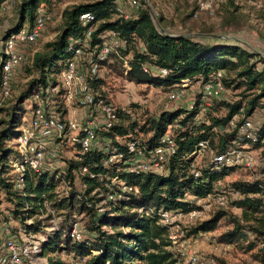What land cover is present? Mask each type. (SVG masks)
Listing matches in <instances>:
<instances>
[{
  "label": "trees",
  "instance_id": "16d2710c",
  "mask_svg": "<svg viewBox=\"0 0 264 264\" xmlns=\"http://www.w3.org/2000/svg\"><path fill=\"white\" fill-rule=\"evenodd\" d=\"M114 1L89 0L63 8L54 38L44 43L41 51L35 52L26 63L38 40L28 49L20 67V71L23 67L26 76H30L23 89L18 91L13 103L8 105L7 100L0 106V193L10 204L7 211L11 218L21 221L24 214L33 215L42 199H46L63 211L65 219L71 215L84 219L80 221L84 231L81 238L69 239L64 229L48 234L41 244V254L46 257L47 264H71L69 255L73 259L86 257L85 264H104L105 261L108 264H170L174 259L167 249V229L159 223L158 209L185 213L196 208L185 197L205 198L237 167H214L211 158L202 167H194L190 154L197 143L206 141L214 155L235 146L260 147L264 158V117L255 129H241L244 120L255 109H263L264 113V58L227 38L189 36L186 33L171 36V27H168L171 22L158 9H153V5H146L144 0H139L141 7L134 16L119 18ZM47 5L50 0H19L16 3L17 19L6 35L23 26L30 28L38 7L51 13L45 7ZM147 6L156 13L154 21ZM83 13L92 16L84 26L79 22ZM86 29H90L92 45L99 40L98 35L106 31L114 32L123 42L119 53L128 60L129 70L125 77L129 81L152 84L167 91L186 76L206 79L219 71L225 92H233V96L210 99L199 115L202 118L199 122L195 117L204 105L199 96H195L194 105L189 110L163 109L158 116L141 124L131 118L129 111L117 108V121L105 132L115 150L124 152L123 142L126 140L152 148L164 133L169 134L175 151L164 163L161 174L124 172L119 169L125 166L121 163L107 167L101 165L104 157L101 153H84L79 161L68 164L69 168L85 165L96 175L87 181L84 195H53L54 182L43 176L16 189L11 182L9 166L14 151L8 141L17 133L15 127L22 112L20 105L46 85L57 82V74L67 56V39L82 36ZM142 65L163 68L166 74L145 73ZM93 85L102 99L110 101L103 78L99 76ZM249 133L253 137L248 136ZM262 171L263 175L258 179L222 185L238 192V197L227 204L240 208L239 216L219 207L209 218L189 227L186 235L212 231L221 219H225L228 229L219 233L217 239L239 248L247 241L245 249L260 245L258 251L264 259V160ZM193 172L197 175L194 176ZM112 177L130 187V191H122L119 183H111ZM94 188H97L96 194L101 195H90ZM106 193L114 194V198L107 199ZM100 201H104L103 209L98 211L96 204ZM25 206L27 211H24ZM6 220V213L0 210V224ZM60 253L67 258L65 261L58 255Z\"/></svg>",
  "mask_w": 264,
  "mask_h": 264
},
{
  "label": "built area",
  "instance_id": "2783aa9c",
  "mask_svg": "<svg viewBox=\"0 0 264 264\" xmlns=\"http://www.w3.org/2000/svg\"><path fill=\"white\" fill-rule=\"evenodd\" d=\"M17 2L19 0H3L0 11L10 3ZM114 3L117 17L122 19L134 16L141 7L139 0H115ZM197 6L198 10H210V3L205 1H198ZM152 15L155 18L156 13L152 11ZM52 16V13L38 7L30 28L23 26L3 38L0 52V106L10 98L28 49L42 36ZM91 19L90 13L79 16L82 26ZM182 33L174 30L169 35ZM97 38L99 40L92 45L90 29H86L80 37H69L66 45L67 56L57 74V82L46 85L32 96L34 104L17 129L13 138L14 152L9 158L14 188L21 189L25 182L35 181L37 177L43 176L54 182L53 195H84L87 181L96 175L85 165H73L70 168L68 165L79 161L84 153H101L104 155L101 165L107 167L121 163L125 166L119 169L124 172L163 173L164 163L175 151V144L168 133H164L159 143L152 148H146L137 141L126 140L123 142L124 152L115 150L109 137L105 135L117 121L118 107L102 99L93 82L100 76L99 71L104 62L111 58L110 55L119 59L124 76L129 67L128 60L119 53L123 42L114 32L106 31ZM142 71L156 76L166 74L165 69L155 66L142 65ZM220 77L219 71L206 79L186 76L168 88L166 99L173 104L172 109L189 110L194 105L195 96H199L204 105L199 108L195 117L198 122L199 115L205 110L209 100L220 98L225 92ZM241 129H252L247 119ZM248 136L253 137L252 133ZM202 154H209L214 167L242 165L251 168L260 162L250 150L240 147H231L214 155L206 141L198 142L190 155ZM193 174L196 176L197 172ZM110 182L119 183L122 191L131 189L119 182L117 177L110 178ZM96 193L97 188H94L89 194L101 195ZM105 195H108L107 199L114 198V194ZM227 195L236 198L238 192L217 184L214 191L205 198L187 195L185 199L196 206L188 212L158 209L159 223L166 226L168 247L172 248L174 260L170 264H179L180 261L183 264H213L212 256L198 248L191 238L192 235H183L184 227L180 226V222L182 219L187 222L195 220L201 215L204 204L225 207ZM103 203L104 201H100L96 204L98 211L103 209ZM24 211H27L26 206ZM62 213V210L53 207L46 199H42L33 215L26 213L21 221L11 218L8 213L6 222L0 224V264H47L46 257L41 254V244L48 234L60 229H64V234L71 240L83 237L84 231L75 220V215L65 219ZM92 253L95 254L96 251ZM68 258L71 264H85L86 261V257L73 259L69 255ZM104 264L108 262L105 261Z\"/></svg>",
  "mask_w": 264,
  "mask_h": 264
},
{
  "label": "rangeland",
  "instance_id": "374dc122",
  "mask_svg": "<svg viewBox=\"0 0 264 264\" xmlns=\"http://www.w3.org/2000/svg\"><path fill=\"white\" fill-rule=\"evenodd\" d=\"M89 0H50V5L45 6L53 14L51 21L45 26L42 36L33 45L32 52L29 53L26 63L30 61L35 52L41 51L42 45L50 42L56 35L60 26L61 11L66 6L72 4L84 3ZM148 0L147 5H153V9H158L159 13L166 17L170 22L171 31L179 30L189 36L199 37H221L233 40L254 53L260 54L264 58V0ZM198 1L210 3V10H198ZM151 9V8H150ZM196 15L194 16V13ZM16 3H10L8 7L0 11V52L1 42L6 36L7 30L12 27L16 21ZM229 37H233L230 39ZM259 65V64H258ZM99 75L105 83V91L109 100L116 106L130 112L131 118L143 123L150 117H156L163 109H172L173 104L166 99V90L152 84L134 83L126 79L122 74L121 62L118 58L111 57L104 62L99 71ZM20 78L14 85L11 96L7 101L10 105L14 102L19 90L23 89L30 76H26L23 67L19 74ZM235 93V92H234ZM222 96L230 98L233 92L224 93ZM233 99H235L233 97ZM34 102L33 97L24 99L21 103L22 112L20 121L15 130L19 128L21 122L26 118L31 105ZM203 115V114H202ZM264 117L263 109H255L252 114L246 118L252 127H258ZM202 121V118L199 119ZM198 121V122H199ZM121 142V141H120ZM13 138L8 141V145L13 146ZM236 147V146H235ZM240 148L250 150L259 164L247 168L237 166L230 174L225 176L219 183L227 185L237 180L258 179L263 175V155L260 147L253 148L248 145H242ZM191 156V155H190ZM192 165L202 167L209 154L193 156ZM232 198L227 195V201ZM10 204L6 202L2 193H0V210L8 214L7 208ZM214 204L206 205L202 208V213L192 222L182 219L180 226L184 227L183 235H186L189 227L196 222L209 218L216 209ZM224 210H229L233 215H240V208L230 207L227 203ZM84 221L83 216H75V220ZM181 228V227H180ZM228 229L225 219H221L216 228L205 234L192 235V240L198 248L209 253L213 258V264H264V259L258 251L260 245L250 249H245L247 241L243 242V247L239 248L233 244L223 243L217 239L219 233ZM172 252L171 247H167ZM64 261L67 259L63 253L58 254ZM179 264H183L181 261Z\"/></svg>",
  "mask_w": 264,
  "mask_h": 264
},
{
  "label": "water",
  "instance_id": "95a60500",
  "mask_svg": "<svg viewBox=\"0 0 264 264\" xmlns=\"http://www.w3.org/2000/svg\"><path fill=\"white\" fill-rule=\"evenodd\" d=\"M146 1L147 0H145V3H146ZM146 5H147V3H146ZM148 7V6H147ZM148 11H149V14H150V17H151V19H152V21H154V18H153V15H152V11H151V9L148 7ZM230 39H233V37H229Z\"/></svg>",
  "mask_w": 264,
  "mask_h": 264
}]
</instances>
